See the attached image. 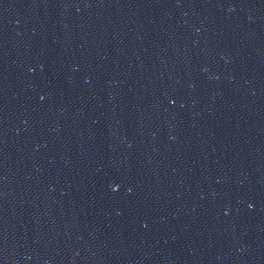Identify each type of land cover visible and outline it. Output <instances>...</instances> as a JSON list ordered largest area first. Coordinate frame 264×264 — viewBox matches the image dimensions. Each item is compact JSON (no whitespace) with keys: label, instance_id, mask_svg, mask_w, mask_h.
<instances>
[{"label":"water","instance_id":"obj_1","mask_svg":"<svg viewBox=\"0 0 264 264\" xmlns=\"http://www.w3.org/2000/svg\"><path fill=\"white\" fill-rule=\"evenodd\" d=\"M0 264H264V0H0Z\"/></svg>","mask_w":264,"mask_h":264}]
</instances>
